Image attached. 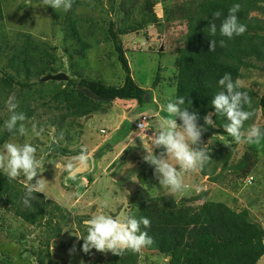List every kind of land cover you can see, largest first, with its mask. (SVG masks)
<instances>
[{
  "label": "trees",
  "instance_id": "trees-1",
  "mask_svg": "<svg viewBox=\"0 0 264 264\" xmlns=\"http://www.w3.org/2000/svg\"><path fill=\"white\" fill-rule=\"evenodd\" d=\"M116 1L113 0L112 11H115L118 6L129 19L145 20V25L139 23L137 26L134 25L130 31H140L144 27L146 32H149V20L152 17L153 23H157L154 0H143L142 2L121 0L119 4ZM234 3L241 5L238 17L240 22L247 25V30L241 36L228 39L220 35L219 25ZM90 4V0H73L72 8L65 14L61 13L64 17V41L74 42V49L69 52V73L65 72L63 62L57 63L58 60L49 47L39 44L30 33L19 32L16 43L6 45V48L0 46V64L2 54L5 53L6 65L16 74L6 73L0 79V110L5 109L7 98L16 91L15 85H19L21 90L19 95H15L16 102L20 100V105L16 110L24 113L26 120L33 116L35 111L30 107L31 101L44 100L42 105L57 112L49 122L55 127L54 141L60 149L65 148L62 143L64 140L69 142L74 139L70 134L73 127H83L84 123L93 119L94 116L107 114L116 102L126 108L125 111L129 112L130 117L138 116L135 122L136 128V123L150 111L146 105L153 104V102H147V99L153 97L154 90L158 89L162 80L160 75L155 77L153 91L145 89L135 80L127 51L119 39L122 33L114 21H111L109 28L104 30L103 40L112 41L114 44L118 61L123 69L122 82H120L122 84L110 85L103 79L91 78L85 74L87 51L91 50L94 44L86 40L92 32H82L84 26L81 19L76 16V8ZM217 11H220L222 15L220 19L214 21L217 24V34L212 36L207 26L213 22V13ZM254 11L264 13V0H182L165 6L164 15L169 28H186L185 33L178 39L180 45L173 51L180 59L177 73L171 77L170 81V86L175 87L173 99L185 97L186 104L183 107H189L190 112L198 114L200 125L204 124L205 115L214 113L211 100L219 90L217 81L225 73H231L233 80H241L242 67L264 68V34L262 33L264 32V20L252 17L251 13ZM55 16L58 18V14ZM3 19V0H0V21ZM257 39L261 41L255 43ZM103 40L97 39L96 42L101 43ZM210 40L217 41L214 50H210ZM220 40L225 41L224 46L219 44ZM8 49L11 51L9 52ZM254 56L261 65L249 61ZM60 72L66 73L69 79L67 81H42L43 77ZM242 90L247 91L251 99L250 105L245 106V110L252 112V116L245 122V127L249 126L250 121H254L257 113L260 112L262 123L258 126L264 128V95L257 99L253 89L243 87ZM188 101H191V105L187 103ZM154 104V112L160 113L159 103L155 101ZM165 117L170 118L168 115ZM212 119L215 128L205 125L204 129L210 135H221L228 141H234L224 131L223 125L227 123L226 118L213 115ZM4 122V116L0 115V129L3 128L1 126ZM131 122L130 119L124 120L122 127L119 126L115 131L103 130V133L102 130L96 131L100 137L107 132L113 133L104 145L105 152L111 151L114 145L131 134ZM78 135L81 133L78 132ZM17 136L18 134L0 130V144L7 143ZM235 144L236 142L227 152L222 171H218L220 162L215 157L224 154L222 151L208 149L210 160L200 173L209 176L214 181H219L224 175L225 177L233 175L238 179L241 177L246 180L250 179L254 171L253 166L257 162V154L261 153L264 156V138L259 143L247 144L253 155L247 154L230 166L228 162L236 147ZM211 148L215 149L214 146ZM223 150L228 149L226 147ZM160 151L162 149H155L156 154ZM112 164L121 169L124 165V163L119 165L120 161L117 160ZM145 170L140 171L141 174L146 173L139 175L142 181L145 176L153 173L154 168L149 165L146 172ZM89 179L92 178L89 177ZM24 191L23 183L17 179H8L0 173V211L2 209L13 211L17 217L31 226L45 228L46 237L40 241L37 252V259L41 262L44 248L48 250L50 240L61 236L64 229L69 227L68 214L61 205L47 199L43 193H37L38 199L32 201L31 207H26L22 203ZM136 197L138 196L134 195L131 198L132 206L129 214L137 218L144 216L150 220V226L147 229L142 226V230L147 231L154 240L151 246L142 250L168 259L167 264H258L264 257V223L254 220L248 209L236 211L225 202L207 199L206 191L190 198H182L180 201L172 195L163 193L143 200ZM82 224V218H80L79 231L84 229ZM82 245L83 241H81ZM141 251H125L121 255L113 254L106 263L140 264ZM0 254L5 255L7 260L11 254H14L20 260V255L13 249L1 248ZM84 258L87 261L90 260L89 252H84ZM23 264L32 263L25 260Z\"/></svg>",
  "mask_w": 264,
  "mask_h": 264
},
{
  "label": "rangeland",
  "instance_id": "rangeland-1",
  "mask_svg": "<svg viewBox=\"0 0 264 264\" xmlns=\"http://www.w3.org/2000/svg\"><path fill=\"white\" fill-rule=\"evenodd\" d=\"M120 1L116 2L119 4ZM154 1L157 23H153V17L150 18L149 32H146L144 27L140 31H130L134 25L137 26L139 23L145 25V20L129 19L118 6L115 11H112L113 0H90V5L76 8V16L81 19L84 26L82 32H92V35L86 37V40L94 44L93 48L87 51L86 75L91 78L103 79L110 85H118L122 82L123 69L118 61L114 44L112 41L105 42L103 40L104 30L109 28L111 21H114L122 33L119 39L127 51L135 80L145 89L153 91L155 77L157 75L162 77L158 89L154 90L153 97L147 99V102H153V104L146 105L150 108L146 115L149 117L150 125L148 124V126L151 128L145 131L136 129L135 122H137L138 116L130 117L129 112L125 111L126 108L116 102L107 114L94 116L93 119L86 121L83 127H73L70 134L74 139L69 142L64 140L62 143L65 148L60 149L54 141L55 127L49 122L57 112L42 105L44 101L42 99L31 101L30 107L35 110L34 114L23 122L29 129V134L23 137L18 135L8 142H29L36 146V155L41 164L39 170L42 173L40 176L47 180L46 197L63 207L65 213L68 214L70 224L64 229L61 236L50 240L49 248L48 250L44 248V255L40 262L37 259V252L40 241L46 237L45 228L31 226L17 217L13 211L2 209L0 211V249L16 250L20 255V260L14 254H11L9 260L5 255L0 254V264H23L25 260L32 264H107L106 261L113 255L111 251L99 252L92 249L89 251L90 260L87 261L81 246L83 239L77 236L86 235L88 220L99 212L103 211L116 217L128 215L132 206L131 198L134 195L138 196L137 199L143 200L163 193L172 195L177 201H180L182 198H190L206 191L207 199L225 202L236 211L248 209L254 220L264 223V156L261 153L257 154L252 177L247 180L242 177L238 179L233 175L227 177L224 175L219 181H214L209 176L202 175L201 170H196L185 174L184 191L173 194L167 188L160 186L154 171L145 176L144 181L140 179V171L146 169V172L150 165L143 159L147 155L146 149L150 148L149 137L153 135L154 129L164 119H167L165 115L168 114L164 111V106L175 95V87L170 86V81L171 77L177 73L180 59L173 51L180 45L178 39L186 31L185 27L169 28L164 15L165 6L182 0ZM3 10L4 19L0 21L1 47L6 48V45L16 43L19 32L30 33L39 44L49 47L58 60L57 63L63 62L65 72L69 73V52L74 49V42L64 41V17L61 16V13L65 14L66 11L63 9L54 10L50 6L46 7L42 0H3ZM55 14H58V18ZM251 16L264 20V13L261 12L254 11ZM262 33L264 34V32ZM97 39L103 41L97 43ZM260 41L257 39L255 43ZM2 56L0 79L6 73L16 75L6 65L5 53ZM249 61L260 64L255 56ZM241 73L244 87L253 89L257 99L264 95V68L242 67ZM15 89L13 94L19 95L20 86L15 85ZM19 97L21 98V96ZM155 101L159 103L160 113L154 112ZM17 103L20 105V100H17ZM0 115L4 116L5 121L9 118L10 113L6 103L5 109L0 110ZM127 119L132 121L131 134L125 140L114 145L111 151L105 152L104 145L113 133L107 132L103 137H100L96 131L102 130V133L103 130L115 131L119 126L122 127L123 121ZM261 123V114L258 112L256 119L251 120L249 126ZM33 124L38 129L41 127L44 129L41 136L36 137L31 134ZM78 132L81 135H78ZM201 141L207 149L222 151L224 155L215 157L220 162L218 171H222L227 152L235 142L228 141L221 135H210L207 130L203 131ZM235 145L228 162L230 166L247 154L253 155L247 143H236ZM211 146H214L215 149H212ZM82 147L87 148L88 151L87 165L80 166L71 173L65 171L66 161L78 155ZM223 147H227L228 150H223ZM215 155L217 156V154ZM115 160L120 161L119 165L124 163V167L121 166L122 169L118 168L119 166L114 167L115 164L113 165L112 162L114 163ZM142 166L145 167L142 168ZM89 177L92 179L90 180ZM16 179L23 185L27 183L23 176ZM105 200L110 201L109 208L101 207ZM80 218H82V227L84 228L82 231L78 229ZM167 261L168 259L160 255L142 250L139 262L140 264H167ZM258 264H264V257Z\"/></svg>",
  "mask_w": 264,
  "mask_h": 264
},
{
  "label": "clouds",
  "instance_id": "clouds-1",
  "mask_svg": "<svg viewBox=\"0 0 264 264\" xmlns=\"http://www.w3.org/2000/svg\"><path fill=\"white\" fill-rule=\"evenodd\" d=\"M43 4L52 9H63L68 11L72 8L73 0H42ZM241 5L234 3L228 10L219 25V33L222 37L232 39L243 35L247 30V25L240 22L238 13ZM222 13H213V22L208 24L209 32L212 36L217 34V24L214 22L220 19ZM210 50H214L217 41L210 40ZM225 41L220 40L219 44L224 46ZM218 91L211 100L214 113L204 116V124H198V114L190 112L186 104L185 97H176L169 100L164 106V111L170 118L164 119L153 135L149 137L150 148L146 149L147 155L144 160L154 168L162 188H167L171 193H181L185 189L184 176L188 172L203 170L210 160L209 151L202 145L201 137L204 126L215 128L212 116L219 115L225 117L227 123L223 125L224 131L236 143H259L264 138V128L256 124L245 127V122L250 119L252 112L245 110V106L250 105L251 99L247 91L242 90L244 85L240 79L233 80L231 73H225L217 81ZM9 118L4 122L3 128L9 133L27 136L29 129L23 122L26 116L22 112H17L18 103L15 95H10L6 100ZM191 105V101L187 102ZM179 121V123H178ZM144 128V123L140 129ZM44 129L37 128L35 124L31 127V134L39 137ZM145 149V148H144ZM154 149H162L159 154ZM37 148L29 142H7L0 144V173L8 179H16L23 176L27 181L25 185L22 203L26 207H31L33 200H37V193L46 195V181L40 176V161L37 158ZM88 163L87 148H81L78 155L68 159L64 164L65 171L71 173L80 166ZM35 182L33 183V180ZM110 201L102 202V208H109ZM150 220L141 216L128 214L119 217L106 212H99L92 215L88 220L86 235L82 237L84 252L95 249L99 252L111 251L113 254L121 255L125 251L140 252L143 248L151 246L154 240L148 235L147 229Z\"/></svg>",
  "mask_w": 264,
  "mask_h": 264
},
{
  "label": "water",
  "instance_id": "water-1",
  "mask_svg": "<svg viewBox=\"0 0 264 264\" xmlns=\"http://www.w3.org/2000/svg\"><path fill=\"white\" fill-rule=\"evenodd\" d=\"M69 76L66 73L60 72L57 74L47 75L42 78V81L54 80V81H67Z\"/></svg>",
  "mask_w": 264,
  "mask_h": 264
},
{
  "label": "built area",
  "instance_id": "built-area-1",
  "mask_svg": "<svg viewBox=\"0 0 264 264\" xmlns=\"http://www.w3.org/2000/svg\"><path fill=\"white\" fill-rule=\"evenodd\" d=\"M144 123V128L140 129V125ZM148 125V116L144 115L141 120L136 124L137 129L145 131L146 129H149Z\"/></svg>",
  "mask_w": 264,
  "mask_h": 264
},
{
  "label": "bare ground",
  "instance_id": "bare-ground-1",
  "mask_svg": "<svg viewBox=\"0 0 264 264\" xmlns=\"http://www.w3.org/2000/svg\"><path fill=\"white\" fill-rule=\"evenodd\" d=\"M148 121H149V118H148ZM137 124V123H136ZM148 124L150 125V123L148 122ZM148 126V125H147ZM149 127V129L151 128L150 126H148ZM136 129H137V126H136ZM139 130V129H138Z\"/></svg>",
  "mask_w": 264,
  "mask_h": 264
},
{
  "label": "crops",
  "instance_id": "crops-1",
  "mask_svg": "<svg viewBox=\"0 0 264 264\" xmlns=\"http://www.w3.org/2000/svg\"><path fill=\"white\" fill-rule=\"evenodd\" d=\"M167 117V116H166Z\"/></svg>",
  "mask_w": 264,
  "mask_h": 264
}]
</instances>
